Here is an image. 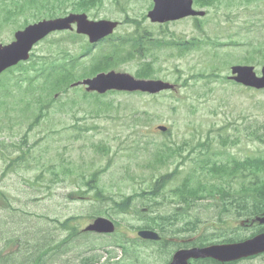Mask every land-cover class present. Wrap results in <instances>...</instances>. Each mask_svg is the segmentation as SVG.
<instances>
[{
	"label": "rangeland",
	"instance_id": "1",
	"mask_svg": "<svg viewBox=\"0 0 264 264\" xmlns=\"http://www.w3.org/2000/svg\"><path fill=\"white\" fill-rule=\"evenodd\" d=\"M17 1L0 0V40L4 42L11 41L13 37V26L10 25L13 17L9 18L11 12L6 9L13 8ZM232 1L221 0L215 8L200 9L195 6L196 9L209 11L201 19L203 31L195 26V20L191 18L163 27L151 23L147 15L154 6L153 0H105L101 6L85 12L93 21L119 22L115 41L121 37L136 39L137 26L127 22V17L142 21V27L151 32L153 39L164 35L171 40L195 37L205 40L211 37L212 44L208 43L201 50L183 56L177 55L175 47L154 51L153 46L148 44L151 42H146L144 58L143 49L132 46L130 56L136 54V57L127 60L117 58L112 70L105 72L129 74L137 78L140 66L156 57L157 70L154 74L157 73L160 80L175 85L172 92L155 95L108 93L99 100L100 103H96L94 97L85 96L88 91L84 87L73 88L67 95L58 94L53 101L52 96L43 90V85L37 88L38 82L31 85L30 81H25L5 97L9 87L1 86L0 261L4 262L0 264H89L97 259L101 260V264H113L114 246L126 243H131L129 250L132 249L136 255L126 260L125 264L138 260L150 262L152 250L137 248L132 237L142 226L163 228L168 217L180 208L172 205L180 201L184 202L181 209L188 212L164 229L168 238V255L180 244L188 243L202 233L201 240L209 242L221 241L232 235H252L256 228L234 232V225L240 221L231 208L228 212L223 211L222 195L199 197L189 194L193 196L192 205L180 193L196 167L193 161L207 159L201 155L202 149L196 147L198 142H209L211 150L220 151L224 146L219 138L222 135L219 127L229 124L228 135H239L235 128H247V120L264 124V93L255 99L246 94L236 95L237 100L233 98V103L223 107L224 97L228 95L227 82L219 79L207 84L200 79L197 84L194 80L188 86L185 84L186 78L202 71L210 74L212 65L218 66L221 76H229L232 66L245 64L255 67L261 74L264 67V3L255 0L248 5H240L237 0L231 6ZM28 2L20 0L21 4L27 5ZM77 2L79 0H46L40 5L45 7L40 13L35 3V7L28 8L17 23L53 19L49 16L51 14L60 18L84 13L75 12ZM67 34L55 33L39 43L34 59L45 56L51 60L59 59L64 58L66 53L72 58L71 55L80 56L90 50L87 37ZM66 38L74 41H66ZM107 45L108 42H104L93 48L92 54L83 56L78 63L79 73L94 63L92 55L107 53ZM259 48L262 53L255 52ZM123 49L125 56L132 51L129 46ZM40 97L50 101V109L45 112L40 125L28 135V142L19 146L29 124L38 114ZM135 114L140 117V123L135 121ZM159 126L168 127V131L158 130ZM183 142L191 145L183 151L177 149L178 154L165 166L157 167L155 153L158 150L164 151L165 144L183 148ZM231 145L226 146L227 150L238 158L260 151L264 154V145L256 140L244 137L237 145ZM99 170H102L101 173L93 179L94 173ZM168 173H175V176L157 194L162 198L151 214L138 213V217H133L115 213L116 202H121V196L151 194L157 181ZM196 177L197 174L192 176L191 187L196 185ZM241 181V178H235L227 185V191L232 195H242L234 193L240 190ZM197 199L199 201H195ZM105 214L118 222L116 233L85 236L84 229L92 225L97 217L105 218ZM244 217L251 218L248 214ZM179 229L181 233L174 236ZM105 252L109 253L106 257L108 261L105 260ZM260 263L257 259L245 264Z\"/></svg>",
	"mask_w": 264,
	"mask_h": 264
},
{
	"label": "trees",
	"instance_id": "2",
	"mask_svg": "<svg viewBox=\"0 0 264 264\" xmlns=\"http://www.w3.org/2000/svg\"><path fill=\"white\" fill-rule=\"evenodd\" d=\"M46 0H29V2L37 3L38 4V11L39 13L42 11V8L45 9V7H41V4H44ZM105 0H79L77 2V8L75 9V12H90L93 8H96L98 6H101L104 3ZM221 0H195L196 5L201 9V8H209V7H217ZM237 0H234L230 2L229 5L233 6L236 3ZM239 4H245L248 5L252 1L255 0H238ZM260 1V0H259ZM264 3V0H261ZM51 16L50 18H54L55 15H49ZM127 22L135 24L137 26V30L135 32L136 34V39L132 40H127V39H122L119 40V42H115L114 39H109V45L107 47V53L102 52V55H96L93 57L94 58V63L89 67V68H83L82 72L79 73L78 70V65L76 64L78 61L77 57H74L72 59H69V62L67 63L66 59L64 61H58L57 59L55 60H47L42 62V66L35 65L38 68L39 72H48L47 74V81L43 85V90L47 91V93L52 96L51 100H56L54 97L56 94H64L67 95L68 92L71 89V85L74 84L75 82L81 81L85 78H89L92 76H95L96 74L100 72H105L108 70L112 69V66L115 62V59H120V60H127L126 58H131L133 59L136 57V54H133L130 56L133 51L128 52V56L123 55L124 49L123 45H128L131 44V48L133 46L134 49H143L142 55L146 56V48L145 44L146 42H151L148 43L149 45L153 46L152 50L155 49L154 51H158L159 49H164V48H171L175 47L177 48V55L183 56L186 55L189 52L192 51H197L201 50L203 46L206 44H212V38L207 37L205 40L203 39H198V38H192V39H166L167 37L164 35L162 38L158 39H153L151 32L147 30V28L142 27V21L139 20H133L129 19ZM146 16H144V19ZM202 22L200 19H195V26L202 30L201 28ZM169 26V25H166ZM163 27V26H161ZM142 29V31H141ZM174 35V34H173ZM68 41L69 39H65ZM95 46L90 47V50H87L86 53L83 56L90 55L92 52V48ZM132 48V50H133ZM145 49V50H144ZM256 53H262L261 49L255 50ZM143 58V59H144ZM217 56L215 57V61H217ZM155 59L156 57L149 59L148 63H144L140 66L138 69L136 76L137 78H157L155 71L157 70L155 66ZM217 65H212V71L210 74H205L199 73L195 74L194 76H190V78H186L185 84L188 86L190 85V82L194 80L195 84H197L200 79H204L205 83L211 84L215 81H218L219 79H222L223 81L227 82L229 85L228 87V95L225 96V102L223 103V107H227L228 104L233 103L234 101L232 100L233 98L237 100L236 95L238 97L239 94H246L250 98H257L260 94L264 93L263 91H256L250 88H244V87H239L237 84L230 82L227 77L221 76L219 70L216 67ZM14 69L10 70L9 73L11 72V77L7 79L10 81H14L15 85L20 83V81L25 78L30 76V73H28L29 69L24 68L21 70H17V75L12 72ZM3 80L0 79V83H2ZM77 89V88H76ZM113 94H117V92H111ZM136 94V93H135ZM86 97H94L96 99V103H100V99L102 97H105L104 95H99L96 93H86ZM42 98V97H40ZM39 98V99H40ZM104 102H101L102 105H104ZM50 105V103H48ZM50 107L46 108L45 110H48ZM45 110H42L41 113L35 117L34 121H32L29 125V128L24 135L23 142L19 146H23L24 142H28V135L29 132H31L36 126L40 125L41 119L45 116L44 112ZM132 116V115H127ZM135 118L136 122L141 121L140 117L137 116L136 114L133 115ZM247 120V119H246ZM137 125V124H136ZM247 128H240L237 127L235 128V131L239 133V135L235 134H229L227 130L229 129V124L223 125L221 128L219 127L218 131L222 133V135L219 136L221 139V144L226 147L229 143H231L233 146L237 145L239 142H241V139L244 137L247 138V140H256L260 144L264 145V124H257L255 122H251L247 120ZM246 134H248L246 136ZM191 144L189 142H183V148L180 146H177L178 148L170 147L165 144V150L161 151L158 150L155 153V163L157 164V167L160 166H165L166 163L169 161V159H172L178 152V150H182L185 147H189ZM197 148H201L202 150L201 155L206 156V160H202L201 162H195L196 167L194 168V171L189 177L186 179V184L182 189H180V193L183 195H198L199 197H205L209 195H228L227 193V184H228V179L234 177L235 175H238V173L245 172L246 170V178L248 180L247 186L248 189H250L253 193L258 194V193H264V154L259 153L256 156H246L243 160L235 159V158H230L226 162H217L213 161V150H211V143L206 142V143H200L198 142L196 144ZM104 150H108L107 148H104ZM204 152V153H203ZM219 153L215 152L214 155H218ZM102 170H99L94 173L93 179L97 178L98 175L101 173ZM210 172L211 175L209 181L202 182V177L204 172ZM197 177L195 178V183L196 185L190 186L189 184L191 183L192 176L196 175ZM175 173H168L166 175H163L160 181H158L155 184V187L160 188L163 187L164 184H167L169 179L171 177H174ZM190 186V187H189ZM153 194H158L160 193L153 191ZM259 208L257 209V211ZM256 211V210H255ZM4 262L3 260L0 261ZM3 264V263H2Z\"/></svg>",
	"mask_w": 264,
	"mask_h": 264
},
{
	"label": "water",
	"instance_id": "3",
	"mask_svg": "<svg viewBox=\"0 0 264 264\" xmlns=\"http://www.w3.org/2000/svg\"><path fill=\"white\" fill-rule=\"evenodd\" d=\"M154 6L149 11L148 17L152 23L164 24L178 21L187 17L204 16V11L194 9L193 0H153ZM76 24L77 33L89 37L90 43L94 44L112 35L118 27V22L109 20L92 21L86 14H70L63 18L45 20L25 31L16 34V41L11 45L3 47L0 45V74L6 69L17 65L20 61L29 59V52L34 44L44 39L52 32L73 30ZM232 77L235 82L246 87L264 89V68L262 76L259 77L252 66H233ZM87 87L89 92L105 94L108 91L119 92H143L158 94L163 91L173 90L174 85L162 80L136 79L129 74L123 73H101L92 79L81 83ZM79 85V84H77ZM158 130L166 132L165 126H159ZM264 223V219L259 220ZM85 231L98 233H113L114 223L105 218H98L87 227ZM139 235L145 239L158 240L160 236L154 231H141ZM264 252V234L258 235L242 243L228 245H213L204 248H193L190 250H179L175 253L171 264H189L190 259L214 258L226 262L249 257Z\"/></svg>",
	"mask_w": 264,
	"mask_h": 264
},
{
	"label": "flooded vegetation",
	"instance_id": "4",
	"mask_svg": "<svg viewBox=\"0 0 264 264\" xmlns=\"http://www.w3.org/2000/svg\"><path fill=\"white\" fill-rule=\"evenodd\" d=\"M30 7V5H25L24 8L19 7L18 10L23 11V13H21V11H19L18 13L16 12H11L10 17H14L15 15H24L25 11ZM160 181V180H159ZM158 182V181H157ZM162 189V187L157 188L155 187L153 189V191L158 192V190L160 191ZM177 197H180L182 195H175ZM186 198H184L185 201H189L187 203H192L193 201V196H188V195H184ZM122 200L121 202H116V207H115V213H123V214H127L129 216H133V217H138V213H141L142 215L146 214H151L154 209H156L158 207V201H160V199L162 198L161 196H158L157 194H148L145 193L141 196H133V195H129V196H121ZM188 199V200H187ZM260 199V197L258 195H254V196H246L244 194L242 195H225L222 196V209L224 212H228V209L231 208L232 210H234L236 213V218H239V223L235 224L233 228H235L234 232H241V231H245L248 229H255L254 232L252 233L251 236L249 237H234L233 235L230 238H225L221 241H217V242H209V241H204L201 240L203 239V233L199 234L198 236H196L194 238V240L189 241L188 243L185 244H180V246L178 248L173 249L172 253H169L168 255V238L165 236L164 234V229H167L168 224H171V222H177L175 221L176 219L179 220V216L184 214L185 212H188V210H182L181 208H183L184 206V202L180 201L179 204L177 205H172V207L174 208H179V210H177L176 214H172L171 217H168L167 221L164 224V227H160V228H156L153 226H142L140 228H138V230L135 231V235L134 237H132V241L134 242V245L137 248L143 247L146 249H151L152 251L150 252V258L151 261L150 262H143L141 260L138 261H133L131 264H150L153 260L152 264H171V262L173 261L174 255L177 251L179 250H190L193 248H204V247H209V246H213V245H228V244H235V243H242L246 240H248L249 238L255 237L257 235L260 234H264V223H257L255 221V219L257 217L260 216H264V207L261 210H258L256 213L255 210L258 209L259 205H254L253 201L254 200H258ZM252 200V201H251ZM195 201H199L198 199ZM247 201H249L250 203H247ZM161 202H166L165 200H162ZM194 202V201H193ZM263 205H261L262 207ZM246 214H248V216H250L251 218L249 219H245L244 216H246ZM105 218L112 220L115 223L116 229L118 227V222L115 220H113V217H111V215L109 214H105ZM170 220V221H169ZM237 219H235L236 222ZM196 224V223H193ZM189 228H191V226H189ZM146 230H150V231H156L157 233H159L161 239L158 240H151V239H145L143 237H141L139 235L140 231H146ZM85 236H89V235H97V236H109L107 234L104 233H100L102 235H98L95 232H85ZM116 233V232H115ZM179 233H181V230L179 229L178 232H174V236H177ZM80 234H82V231L80 232ZM84 235V234H83ZM83 235H79L83 236ZM115 255H113L111 261L113 264H125L126 260H131L133 257H135V253L134 251L131 249L129 250V247H131V243H126V244H122V245H115ZM134 247V246H133ZM105 260L108 261V258H106L109 253L105 252ZM264 252L259 253L257 255H253V256H249V257H243L240 259H236V260H231V261H226V262H222L219 260H216L214 258H199V259H190L188 261L189 264H245L248 262H252L254 260L260 259V264H264ZM100 259L97 260H93L91 261V263L89 264H101L100 263ZM106 261V262H107ZM84 264V263H81Z\"/></svg>",
	"mask_w": 264,
	"mask_h": 264
}]
</instances>
